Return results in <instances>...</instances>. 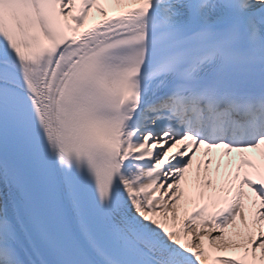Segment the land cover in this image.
Listing matches in <instances>:
<instances>
[{
  "label": "snow or ice",
  "instance_id": "6c2138e0",
  "mask_svg": "<svg viewBox=\"0 0 264 264\" xmlns=\"http://www.w3.org/2000/svg\"><path fill=\"white\" fill-rule=\"evenodd\" d=\"M0 264H264V0H0Z\"/></svg>",
  "mask_w": 264,
  "mask_h": 264
}]
</instances>
